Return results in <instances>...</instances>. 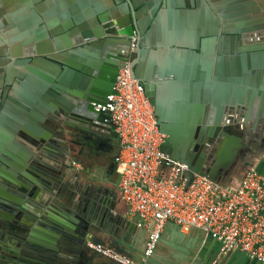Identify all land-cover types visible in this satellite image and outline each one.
Instances as JSON below:
<instances>
[{
    "label": "water",
    "instance_id": "1",
    "mask_svg": "<svg viewBox=\"0 0 264 264\" xmlns=\"http://www.w3.org/2000/svg\"><path fill=\"white\" fill-rule=\"evenodd\" d=\"M122 52L186 186L252 167L264 146V0H0V264H82L85 244L134 227L111 216L108 190L65 181L59 148L112 133L92 104L114 94Z\"/></svg>",
    "mask_w": 264,
    "mask_h": 264
},
{
    "label": "built area",
    "instance_id": "2",
    "mask_svg": "<svg viewBox=\"0 0 264 264\" xmlns=\"http://www.w3.org/2000/svg\"><path fill=\"white\" fill-rule=\"evenodd\" d=\"M134 45L132 36L128 52ZM113 92L103 106H92L108 113L118 147L113 158L119 176L118 196L126 218L146 235L137 259L102 244L87 243L85 248L114 264H145L163 227L171 223L180 233L196 230L216 244L209 264H220L234 252L264 264V171L248 167L235 185L193 175L186 186V167L161 150L165 136L157 131L153 110L133 78L127 52ZM69 165L81 170L78 163Z\"/></svg>",
    "mask_w": 264,
    "mask_h": 264
},
{
    "label": "crops",
    "instance_id": "3",
    "mask_svg": "<svg viewBox=\"0 0 264 264\" xmlns=\"http://www.w3.org/2000/svg\"><path fill=\"white\" fill-rule=\"evenodd\" d=\"M89 143L79 135L73 136L67 146L69 150L68 167L65 177L66 182L77 183L81 189L86 192L90 187H102L113 195L111 216L115 219L123 218L133 223V220L126 218L125 206L120 201L117 192L118 173L113 163V158L117 154L118 147L114 133L103 134L96 137H88ZM249 161L251 166L264 171V146ZM75 162L81 165V170L75 171L69 163ZM241 169L236 173L233 169L228 178L220 181L221 184L235 185L241 176ZM59 213H64L62 209ZM57 213H49L55 216ZM57 214L56 216H58ZM67 216V215H66ZM67 217L61 221L67 222ZM134 225V223H133ZM107 224L103 228H107ZM114 237L102 235L105 240L101 244L109 247L116 252L126 255L131 259H137L143 248L145 232L135 227L123 230L122 228H110ZM39 231V230H38ZM40 233V232H39ZM36 233V236L42 238V234ZM100 237V236H99ZM44 238V237H43ZM216 250V244L206 238L202 233L192 230L188 233H180L171 223L165 224L160 234L159 241L153 255L145 261V264H209ZM82 264H114L99 255H94L92 251L83 248ZM85 259V260H84ZM220 264H257L248 260L241 253L229 254Z\"/></svg>",
    "mask_w": 264,
    "mask_h": 264
},
{
    "label": "flooded vegetation",
    "instance_id": "4",
    "mask_svg": "<svg viewBox=\"0 0 264 264\" xmlns=\"http://www.w3.org/2000/svg\"><path fill=\"white\" fill-rule=\"evenodd\" d=\"M133 27H135V29L132 31L133 32V34H134V36H137V34H138V32H139V25L138 24H136V23H134L133 24ZM124 54H126L125 52H122V53H117L116 54V57L117 58H124ZM76 135H78V134H73L72 135V138L71 139H69V140H73V136H76ZM81 139H82V137H80ZM69 140H66L65 141V144H64V146H59V148H60V152H61V154L63 155V157L65 158V161H66V164L68 163V155H69V148H68V146H67V144H68V142H69ZM88 142V141H87ZM89 143V142H88ZM242 164V163H241ZM68 166V165H67ZM242 169H243V167H241Z\"/></svg>",
    "mask_w": 264,
    "mask_h": 264
},
{
    "label": "rangeland",
    "instance_id": "5",
    "mask_svg": "<svg viewBox=\"0 0 264 264\" xmlns=\"http://www.w3.org/2000/svg\"><path fill=\"white\" fill-rule=\"evenodd\" d=\"M70 164V163H69ZM79 164V163H78ZM80 165V164H79ZM81 166V165H80ZM242 166H241V163H237V165L235 166V168H234V171L236 172V173H240L239 171L242 169L241 168ZM244 170V169H243ZM258 170V169H257Z\"/></svg>",
    "mask_w": 264,
    "mask_h": 264
},
{
    "label": "bare ground",
    "instance_id": "6",
    "mask_svg": "<svg viewBox=\"0 0 264 264\" xmlns=\"http://www.w3.org/2000/svg\"><path fill=\"white\" fill-rule=\"evenodd\" d=\"M88 142H89V140H88ZM90 144V143H89Z\"/></svg>",
    "mask_w": 264,
    "mask_h": 264
}]
</instances>
